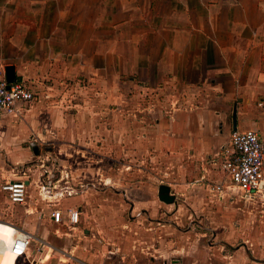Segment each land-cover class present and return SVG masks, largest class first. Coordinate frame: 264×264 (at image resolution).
<instances>
[{
    "label": "crops",
    "instance_id": "crops-1",
    "mask_svg": "<svg viewBox=\"0 0 264 264\" xmlns=\"http://www.w3.org/2000/svg\"><path fill=\"white\" fill-rule=\"evenodd\" d=\"M7 66L14 68L15 83L36 95L30 106L18 104L12 117H0V156H8L10 165L33 149L23 146L31 136L54 139L59 156L78 157L91 152L79 141H105L115 126L119 134L133 126L139 151L148 142L165 157L181 159L175 165L183 175L193 165L208 174L209 158L234 130H255L264 140V0H0L4 78ZM131 91L139 107L129 120L124 105ZM145 92L155 98V114L141 103ZM2 162L0 177L13 179L9 162ZM220 172L222 178L221 166ZM210 193L218 203L231 202ZM74 198L78 205L65 212L56 206L47 211L28 195L16 224L3 214L8 198L0 185V227L43 243L9 264H101L93 246L65 243L66 230L76 233L83 221V196ZM54 208L63 214L79 209V223L56 225L49 216ZM123 237L124 251L117 252L125 264L130 236ZM138 257L131 264L153 262ZM221 259L235 264L227 254Z\"/></svg>",
    "mask_w": 264,
    "mask_h": 264
},
{
    "label": "rangeland",
    "instance_id": "rangeland-1",
    "mask_svg": "<svg viewBox=\"0 0 264 264\" xmlns=\"http://www.w3.org/2000/svg\"><path fill=\"white\" fill-rule=\"evenodd\" d=\"M30 90L34 98L23 106L28 107L36 100L34 91ZM133 95L132 91L128 93L124 105L129 120L139 107L134 105ZM142 95V105L151 107L155 114V98L150 92ZM144 111L149 119V110ZM128 127L125 134H119L115 126V130L104 137L105 141L101 136L79 141L91 152L78 157L59 156L54 139L31 136L23 146L35 145L39 151L37 156L30 149L26 157L19 156L17 164L13 165L8 156L5 159L0 156V165L7 160L6 169L11 171L8 175L14 173L10 178L30 182V202L40 200L47 211L56 206L63 207L65 212L67 207L78 205L74 197L83 196L79 200L82 224L76 233L66 230L70 235L63 238H67L68 248L93 246L98 251L95 258L101 259V264H123L117 250L124 251L125 233L130 236L125 264L139 259L138 254L152 258L153 262L148 264H165L171 258L183 264H227L228 260H222L221 254L230 256L229 261L235 264H263L264 203L259 198L250 202L218 203L210 193L211 186L221 178V150L206 161L211 166L208 174L193 165L190 174L183 175L175 165L181 159L174 155L167 158L163 152L150 148L148 142L142 143L139 151L133 126ZM7 180L0 177V185ZM161 185L169 187L173 203L159 200ZM69 189L77 193L68 194ZM5 200L3 214L21 224L24 207ZM83 228L90 231L89 239ZM42 245L36 240L31 248L38 246L39 251ZM48 245L58 248L52 243ZM109 256L112 259L107 261Z\"/></svg>",
    "mask_w": 264,
    "mask_h": 264
},
{
    "label": "built area",
    "instance_id": "built-area-1",
    "mask_svg": "<svg viewBox=\"0 0 264 264\" xmlns=\"http://www.w3.org/2000/svg\"><path fill=\"white\" fill-rule=\"evenodd\" d=\"M33 98V92L25 85H8L4 74L0 73V117L14 115L18 104L30 103ZM221 170L223 176L217 184L211 186V191L225 196L231 202H250L259 198L264 203V140L259 132L232 131L228 143L221 147ZM1 190L12 204L26 206L28 203V183L22 178L5 181ZM69 190L68 194L77 193ZM80 213L77 208L68 209L65 214L54 208L49 216L56 225L64 224L71 228L79 223ZM13 230L15 235L9 251L14 258L26 256L34 238L26 231ZM165 264L183 263L171 258Z\"/></svg>",
    "mask_w": 264,
    "mask_h": 264
},
{
    "label": "water",
    "instance_id": "water-1",
    "mask_svg": "<svg viewBox=\"0 0 264 264\" xmlns=\"http://www.w3.org/2000/svg\"><path fill=\"white\" fill-rule=\"evenodd\" d=\"M5 80L8 85L16 82L14 75V68L12 66H7L5 69ZM33 153L37 156L39 154L38 148L35 145H32ZM158 198L161 202L165 204H171L174 201V196L170 194V189L168 186L161 185L158 187Z\"/></svg>",
    "mask_w": 264,
    "mask_h": 264
},
{
    "label": "bare ground",
    "instance_id": "bare-ground-1",
    "mask_svg": "<svg viewBox=\"0 0 264 264\" xmlns=\"http://www.w3.org/2000/svg\"><path fill=\"white\" fill-rule=\"evenodd\" d=\"M12 230H9L8 228H3L2 226L0 227V231L2 234H4V238H5V245L0 244V258L2 257V255L8 256V258L6 256V258L4 260L3 259L0 260V264H9V259L13 258V256L11 255V253L9 251L10 243L12 241L13 236L15 235L14 230H13V232H12ZM0 236H2V235H0Z\"/></svg>",
    "mask_w": 264,
    "mask_h": 264
}]
</instances>
